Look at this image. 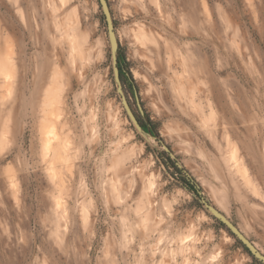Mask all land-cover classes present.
I'll return each instance as SVG.
<instances>
[{
	"label": "rangeland",
	"instance_id": "obj_1",
	"mask_svg": "<svg viewBox=\"0 0 264 264\" xmlns=\"http://www.w3.org/2000/svg\"><path fill=\"white\" fill-rule=\"evenodd\" d=\"M108 2L149 132L98 0H0V264H262L165 152L264 254V0Z\"/></svg>",
	"mask_w": 264,
	"mask_h": 264
},
{
	"label": "water",
	"instance_id": "obj_2",
	"mask_svg": "<svg viewBox=\"0 0 264 264\" xmlns=\"http://www.w3.org/2000/svg\"><path fill=\"white\" fill-rule=\"evenodd\" d=\"M105 18L108 36H109V42H110V50H111V58H112V65H113V74L115 83L117 86V93L121 97V102L123 104V107L126 111V114L129 118V120L132 122L134 127L139 131L143 132L144 129L137 118L135 112L133 111L130 102L125 94L123 81L121 78L120 69L118 66V52H119V41L117 38V34L115 31V23L112 16V12L109 6L108 0H98ZM137 103L141 110V104L140 99L137 96ZM167 151L170 150L167 148ZM171 156L174 158V155L171 153ZM199 195L201 196V201L206 207V209L211 213L214 218H216L219 222H221L229 231L230 233L243 244L250 254L257 259L259 262L264 264V254L261 253V251L258 250V248L241 232V230L225 216L223 213H221L216 207H214L206 198L202 196L201 191H199Z\"/></svg>",
	"mask_w": 264,
	"mask_h": 264
},
{
	"label": "trees",
	"instance_id": "obj_3",
	"mask_svg": "<svg viewBox=\"0 0 264 264\" xmlns=\"http://www.w3.org/2000/svg\"><path fill=\"white\" fill-rule=\"evenodd\" d=\"M118 61H119L118 62V66H119V69H120L121 78H122V81L124 82V69H123V66H122V59H121V56H120V52H118ZM140 123H141L143 129L145 131H148L149 132V130L146 127V125L143 122H141V121H140ZM171 153H172L171 151L165 152V154L170 155V157L168 156V158H167L168 159V161L166 162L167 166L170 167V165H171L175 169L176 173L181 176V178L183 179L185 185L187 187H189L197 196L201 197L199 195V191H201V190H200L197 182L195 181V179L182 166H180L178 164V162L174 158H172ZM243 247L248 251V249L244 245H243Z\"/></svg>",
	"mask_w": 264,
	"mask_h": 264
}]
</instances>
